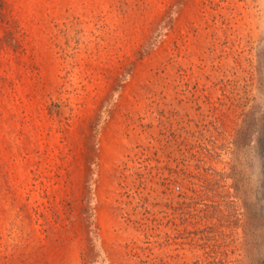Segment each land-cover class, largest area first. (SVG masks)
I'll return each instance as SVG.
<instances>
[{"label":"rangeland","instance_id":"obj_1","mask_svg":"<svg viewBox=\"0 0 264 264\" xmlns=\"http://www.w3.org/2000/svg\"><path fill=\"white\" fill-rule=\"evenodd\" d=\"M264 0H0V264H264Z\"/></svg>","mask_w":264,"mask_h":264},{"label":"trees","instance_id":"obj_2","mask_svg":"<svg viewBox=\"0 0 264 264\" xmlns=\"http://www.w3.org/2000/svg\"><path fill=\"white\" fill-rule=\"evenodd\" d=\"M263 147H264V144H263Z\"/></svg>","mask_w":264,"mask_h":264}]
</instances>
